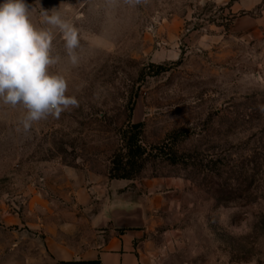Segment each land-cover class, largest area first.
<instances>
[{
    "label": "rangeland",
    "instance_id": "1",
    "mask_svg": "<svg viewBox=\"0 0 264 264\" xmlns=\"http://www.w3.org/2000/svg\"><path fill=\"white\" fill-rule=\"evenodd\" d=\"M3 0H0L2 3ZM79 106L25 132L0 103V264H80L124 227L144 264H264V0H26ZM178 152L110 180L118 131Z\"/></svg>",
    "mask_w": 264,
    "mask_h": 264
},
{
    "label": "clouds",
    "instance_id": "2",
    "mask_svg": "<svg viewBox=\"0 0 264 264\" xmlns=\"http://www.w3.org/2000/svg\"><path fill=\"white\" fill-rule=\"evenodd\" d=\"M140 0H129L136 4ZM26 0H3L0 3V103L21 106L26 114L21 120L25 132L35 122L61 114L79 106L75 96L67 95L68 81L64 75L50 71L61 57L52 55L54 29L64 42L72 65L79 62V29L56 9L43 10L37 27Z\"/></svg>",
    "mask_w": 264,
    "mask_h": 264
},
{
    "label": "trees",
    "instance_id": "3",
    "mask_svg": "<svg viewBox=\"0 0 264 264\" xmlns=\"http://www.w3.org/2000/svg\"><path fill=\"white\" fill-rule=\"evenodd\" d=\"M119 147L109 158L107 171L110 180H134L139 178L146 168L157 162L177 165L178 152L165 153L162 146L148 147L143 142V124L128 122L118 131ZM80 264H100L88 261Z\"/></svg>",
    "mask_w": 264,
    "mask_h": 264
},
{
    "label": "crops",
    "instance_id": "4",
    "mask_svg": "<svg viewBox=\"0 0 264 264\" xmlns=\"http://www.w3.org/2000/svg\"><path fill=\"white\" fill-rule=\"evenodd\" d=\"M125 230L112 234L103 244L82 253L84 261H99L100 264H144L140 246L142 230L135 227H124Z\"/></svg>",
    "mask_w": 264,
    "mask_h": 264
}]
</instances>
